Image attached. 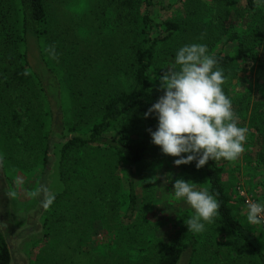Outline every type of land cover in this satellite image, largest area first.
Instances as JSON below:
<instances>
[{
	"label": "trees",
	"instance_id": "16d2710c",
	"mask_svg": "<svg viewBox=\"0 0 264 264\" xmlns=\"http://www.w3.org/2000/svg\"><path fill=\"white\" fill-rule=\"evenodd\" d=\"M155 1L121 0L116 6L117 15L114 21L117 23L110 27L114 32L108 37L104 35L103 39L101 36L98 39L100 41H92L85 51L79 49V40L75 38V33L67 31L66 37L57 34L55 36L47 27L48 0H0V144L3 140L7 152L10 153L8 158L13 162V169H27L30 156L38 159L43 170L47 168L51 142H48L45 133L52 113L46 95L48 87L42 79L43 76H38L41 71H36L29 63V44L35 40L36 45L42 48L46 45V40L58 45L65 43L49 60L42 54L40 58L43 63L38 62L36 66V69L42 68V71L52 70L64 89L65 100L71 111L68 131H77L80 129L78 126L84 128L81 130L83 136L61 140L60 172L66 190L62 195H55L54 203L62 198L73 205L74 219L70 221L74 226L72 239L77 243L72 246L78 248L87 234L86 230L80 229L81 226L85 223L93 227L96 219L102 217L101 210L90 199L91 194L88 195L91 189L89 180L92 181L91 177L96 169L95 160L88 158V153L92 149L96 151L104 147L117 154L127 172V196L124 212L120 220H116L112 226L117 239L116 263L126 260L131 252L135 253L136 245L142 246L141 253L148 252L152 246L144 247V237L155 225H147L146 220L140 216L133 169L144 161L147 153L145 131L149 128L155 130L158 123L154 116L143 118V113L162 95V91L158 90L159 84L150 82L159 47L172 40L178 31H185L190 27L187 21L182 27L180 21L171 19L154 24L152 8L156 5ZM175 1L182 5L194 2ZM209 1L216 9H220L221 14L217 18L219 27H230L223 34L227 35L225 43L233 44L231 52L224 53L222 47V51L213 53L227 78L223 86L226 95L231 97L235 93L236 89L231 80L236 78L242 65L253 70L257 80H263L260 86L262 92L255 97L250 107L248 128L256 136L254 162L264 184V0ZM194 34L201 33L195 31ZM112 40L116 42L113 44ZM12 61L25 74H20L19 69H12ZM89 62L91 71H95L93 68L97 64L100 77L99 73L92 77L83 73L88 71ZM54 63L56 66H52ZM110 76L115 80L116 76L119 78L117 86H110ZM89 87L92 88L87 90ZM70 90L69 94L67 91ZM245 93L247 92L242 94ZM18 107L23 108L24 118L19 119L17 112L15 113ZM248 108L242 102L233 106L236 116L240 117L242 111ZM117 125L118 136L105 139L106 131ZM126 125L128 127L124 129ZM41 148L43 150L40 155L35 154V150L39 152ZM88 148L90 150L85 155ZM0 158L4 163L3 158ZM156 160L157 158L154 159ZM173 170L175 179L182 172L202 173L207 189L221 203L220 216L214 224L208 226V233L202 232L206 242L223 248L230 245L236 254L246 247L250 249H246V256L251 257V263L264 264L262 249L257 242L259 234L254 229L249 230L235 217L231 206L232 199L223 177V162L209 160L206 165L197 169L193 161L187 165L174 166ZM81 185L83 188H78ZM76 191L81 199L76 198ZM133 219L137 221L136 226L129 225ZM199 241L198 233L188 231L183 223L172 240L167 241L164 249L154 258L153 264H177L186 249L191 247L193 252L196 251ZM10 261L7 243L0 231V264H10ZM67 261L69 264L80 263L76 258ZM197 261L200 264L211 262L203 257Z\"/></svg>",
	"mask_w": 264,
	"mask_h": 264
},
{
	"label": "rangeland",
	"instance_id": "374dc122",
	"mask_svg": "<svg viewBox=\"0 0 264 264\" xmlns=\"http://www.w3.org/2000/svg\"><path fill=\"white\" fill-rule=\"evenodd\" d=\"M120 1L48 0L49 21L47 27L55 36L57 34L66 37L67 31L75 33V38L79 40V49L87 51V45L92 41H100L104 35L108 37L112 33L113 29L110 27L114 26L113 23H117L114 18L117 15L116 6ZM155 2L156 5L152 8L154 24L171 19L180 21L182 27L187 21L190 23V27H187L189 29L185 31H178L172 40L159 47V54L156 56L150 75L152 84H159V80L156 79L158 72L161 73L164 69L174 66L175 51L185 44H207L210 54L222 51V47L224 53L231 52L233 44L225 43L227 35L223 34L228 32L230 27L229 25L219 27L217 18L221 14L220 9H216L209 0H194L186 5L175 0H156ZM201 26L202 29H200ZM190 29H192L191 32ZM195 31L201 34H194ZM101 36L103 37L98 40ZM117 37L118 35H116ZM106 41L110 43V41ZM112 42L114 44L116 41L112 40ZM45 43L44 47L39 48L35 40L30 41L28 59L36 71H41L38 76H43L42 79L48 87L46 95L52 114L45 133L48 136V142H51L47 168L43 170V165L38 162V159L35 156H30L27 169H13V162L8 158L10 153L7 152L4 141L1 140L0 144V157L5 163L0 158V231L4 232L8 239L13 238V234L16 235L18 238L9 242L12 249L21 251V254H13L10 264H69L67 260L70 258L80 260L79 264H153L154 258L164 249L166 242L172 240L181 224H185V219L195 214L188 204L175 199L172 190L174 181L182 177L195 182L198 188L207 189L205 176L202 173L182 172L175 179L173 168L176 165L173 161L176 157L163 154L160 147L151 142L149 132L145 131L147 132V136L144 137L147 153L144 161L133 169V180H135L138 204L141 210L140 216L146 220L147 225H155L147 231L143 240L144 247L151 244L152 246L148 252L141 253L142 246L136 245L135 253L131 252L126 260L116 263L117 239L112 226L115 225L116 220H120L124 212L127 196V172L122 159L112 151L101 147L96 151L92 149L88 153L90 148L86 149L85 155L88 153V158L92 157L96 166L95 174L91 177L92 181L89 180L88 185L91 189L88 191V195L91 194L90 199L95 201L102 212V217L99 216L96 219L93 227H89L85 223L81 226L80 229L86 230L87 234L85 233L79 247L75 248L77 242L72 239L74 233L72 227L74 226L70 221L74 219L73 205L60 198L49 209H45L37 204V196L32 195L41 188H46L48 192L55 195L65 193L66 184L62 180L60 172L61 140L84 135L81 133L84 128L79 126L80 129L77 128V131H68L71 111L58 77L52 70L36 69L38 62L39 64L43 63L40 58L42 54L46 60H49L50 56L58 51V48L65 45V43L60 45L55 42L50 43L48 40ZM12 62L14 63L12 69H15L16 63ZM95 65L93 68L95 71H91L89 62L88 71H83V73L89 74L90 77L99 73L100 77L101 73L96 63ZM52 66H56L55 63ZM35 70L33 71L35 72ZM18 72L25 74L20 69ZM111 76L109 77L110 86H117L119 78L117 79L116 76L115 80ZM231 84L236 89L231 96L233 106H236V103L241 104V102L242 105L249 106L248 109L242 111L241 117L236 116L238 126L248 129L247 142L245 151L238 160L234 162L220 160V162H223L224 165L223 177L226 180L227 192L232 199L231 206L235 217L249 230L254 229L257 235L259 234L257 242L264 256V225L250 224L246 218V207L249 201L264 202V184L261 182V174L254 162L256 136L248 128L250 107L253 105L255 97L262 92L260 86L263 84V80H257L253 70L242 65L236 78L231 80ZM91 88L89 87L87 90ZM67 92L70 94L71 90ZM244 92L247 93L242 94ZM241 99H247L248 102L247 100L240 101ZM16 112L19 119L25 117L22 107H18ZM93 116H95V111ZM117 127L119 126L106 131L105 139L117 137ZM127 127L128 125L124 129ZM42 150L43 148L39 149V152L35 150V154L40 155ZM155 158H157L156 161H154ZM168 177H172V179L168 180ZM78 188L83 187L81 185ZM76 195L78 196L77 191ZM76 198L81 199L80 196ZM133 224L135 226L137 224L134 219L129 222V225L133 226ZM205 232L208 233V226ZM24 235H26L24 239L27 241L20 243V237H24ZM198 237L200 241L196 245V251L193 252L191 247L186 249L177 264H200L197 260H201L202 257L206 258L208 262L210 259L212 263L209 262V264H253L250 262L251 257L246 256V249H248L246 247L236 254L231 250L230 245L226 248L219 245L213 246L206 242L207 239L203 233H198ZM64 250L65 252H63ZM75 250L77 252H74Z\"/></svg>",
	"mask_w": 264,
	"mask_h": 264
},
{
	"label": "clouds",
	"instance_id": "9594fccd",
	"mask_svg": "<svg viewBox=\"0 0 264 264\" xmlns=\"http://www.w3.org/2000/svg\"><path fill=\"white\" fill-rule=\"evenodd\" d=\"M156 79L162 95L143 118L157 119L156 129L147 131L163 154L177 157L173 161L176 166L195 161L197 169L209 160L234 162L240 158L248 129L238 126L233 101L223 87L227 78L207 44H185L176 49L174 66L164 69ZM172 190L177 201L194 210L195 214L185 219L188 231L205 232L220 216L221 203L209 189L181 177L174 181ZM32 195L43 196L41 206L45 209L55 201V194L46 188ZM246 218L250 224L264 225V202L249 201Z\"/></svg>",
	"mask_w": 264,
	"mask_h": 264
},
{
	"label": "flooded vegetation",
	"instance_id": "af4514ba",
	"mask_svg": "<svg viewBox=\"0 0 264 264\" xmlns=\"http://www.w3.org/2000/svg\"><path fill=\"white\" fill-rule=\"evenodd\" d=\"M43 199V196H37V204H40L41 205V200ZM2 232V231H1ZM2 234H3V236H4V239H5V241H6V243H7V248H8V250H9V253H10V256H11V263H12V260H13V254L14 253H20L21 251H19V250H17L16 251V249L14 248V249H12V247H11V245H10V240H13L14 238L15 239H17L18 237L16 236V235H12V236H14L13 238H7V236H6V234L4 233V232H2ZM26 237V235H24V237L23 236H21L20 238V243H24V242H26L27 241V239H24ZM22 252H23V250H22ZM21 254V253H20Z\"/></svg>",
	"mask_w": 264,
	"mask_h": 264
}]
</instances>
